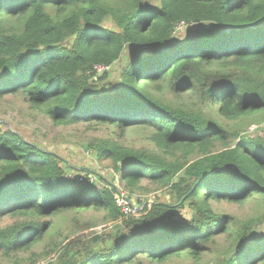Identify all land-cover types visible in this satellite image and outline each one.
I'll use <instances>...</instances> for the list:
<instances>
[{
    "label": "trees",
    "instance_id": "1",
    "mask_svg": "<svg viewBox=\"0 0 264 264\" xmlns=\"http://www.w3.org/2000/svg\"><path fill=\"white\" fill-rule=\"evenodd\" d=\"M180 23L195 31L173 40ZM126 49L116 80L96 76ZM7 92L57 124H107L120 135L142 129L158 152L89 144L143 203L138 215L123 214L117 186L97 185L101 177L88 172L66 175L57 154L0 127V216L22 218L0 228V254L41 241L53 225L41 217L92 208L110 228L68 240L47 264L198 262L221 234L230 240L222 264H264L262 220L233 227L211 204L264 202V139L226 123L264 116V0H0V97ZM184 93L198 106L180 101ZM216 143L226 145L213 152ZM142 180L168 187L174 201L140 200ZM179 207L190 217H176Z\"/></svg>",
    "mask_w": 264,
    "mask_h": 264
},
{
    "label": "rangeland",
    "instance_id": "2",
    "mask_svg": "<svg viewBox=\"0 0 264 264\" xmlns=\"http://www.w3.org/2000/svg\"><path fill=\"white\" fill-rule=\"evenodd\" d=\"M106 26L110 27L111 23L107 22ZM195 28L193 25L181 27V29L178 27L173 34V40L191 35ZM128 51L129 49H126L122 57L109 67L97 69L96 76H100L103 71H106L108 82L116 80ZM165 98L168 100L175 99L168 92ZM178 99L192 106H198L199 103L198 97L189 93L180 94ZM226 123L229 128H239L242 135L245 134L250 137L259 135L264 139V116L260 114L245 116L238 121H226ZM0 127L15 130L28 141L57 154L63 161L66 175H83L88 172L94 179L100 176L101 178L97 181V185L100 186L111 182L117 187H123L118 175L113 171L112 160L98 159L89 146L91 142L108 139L123 147L158 152V148L146 137L142 129L126 130L120 135L118 129L107 124L96 125L84 122L57 124L33 107L24 96L12 92H7L0 97ZM226 144H232L231 136L226 139ZM226 144L216 143L212 151L220 150ZM197 156L198 153H193L190 155V159ZM135 194L143 201L160 200L163 202L165 200L174 201L175 199L170 194L168 187L156 185L147 180L141 181L140 190H136ZM131 202L138 206L136 200L137 204ZM211 204L218 213H226L230 217L233 227L239 226L244 220L258 217L262 221L257 225V228L264 230V202L259 196H249L239 202H227L221 199L220 202L212 201ZM190 215L191 210L187 207H179L176 217L189 218ZM19 219L22 218L12 215L0 216V228H5ZM48 219H51L53 225L41 241L30 250L11 255L10 258L0 254V264H47L55 261L59 246L68 240L80 238L85 241L94 234H103L112 224L111 221H108L103 210L92 208L64 210L50 217H41V220ZM229 243V238L221 234L208 243V250L198 262L188 258H174L161 264H222L228 254ZM143 264L160 263L145 262Z\"/></svg>",
    "mask_w": 264,
    "mask_h": 264
},
{
    "label": "built area",
    "instance_id": "3",
    "mask_svg": "<svg viewBox=\"0 0 264 264\" xmlns=\"http://www.w3.org/2000/svg\"><path fill=\"white\" fill-rule=\"evenodd\" d=\"M178 27L179 29H181V27H183V23L178 24L176 29ZM98 69H105V67H99ZM69 175H72V174H69ZM88 176L90 180L94 179V177L90 173ZM114 200H115L116 205L120 208L123 214L138 215L139 212H141L142 210L143 203H140V204L136 203L138 206L133 205L131 202L133 200L131 199V197H129V194L127 193V191L123 189L122 187H118L117 192L114 195Z\"/></svg>",
    "mask_w": 264,
    "mask_h": 264
}]
</instances>
